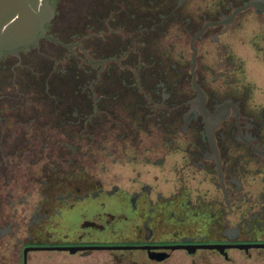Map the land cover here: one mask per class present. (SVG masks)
<instances>
[{"label": "flooded vegetation", "instance_id": "1", "mask_svg": "<svg viewBox=\"0 0 264 264\" xmlns=\"http://www.w3.org/2000/svg\"><path fill=\"white\" fill-rule=\"evenodd\" d=\"M50 3L0 55V254L264 264V0Z\"/></svg>", "mask_w": 264, "mask_h": 264}, {"label": "water", "instance_id": "2", "mask_svg": "<svg viewBox=\"0 0 264 264\" xmlns=\"http://www.w3.org/2000/svg\"><path fill=\"white\" fill-rule=\"evenodd\" d=\"M54 14L50 0H0V55L5 51L15 52L18 47L38 44L46 32V23ZM71 249L76 247L115 246H27L24 248L23 264H27V249ZM116 247L131 248L133 245Z\"/></svg>", "mask_w": 264, "mask_h": 264}, {"label": "rangeland", "instance_id": "3", "mask_svg": "<svg viewBox=\"0 0 264 264\" xmlns=\"http://www.w3.org/2000/svg\"><path fill=\"white\" fill-rule=\"evenodd\" d=\"M3 253H6L8 262L11 263L12 259L10 258L11 253L7 249L2 250ZM134 255L141 254L140 251H135ZM142 261V262H140ZM138 264H190V260L187 258H169L162 262H148V259L141 258ZM124 264L125 262L122 261ZM196 264H206L200 261H196ZM28 264H115L110 256V252L106 250H94V251H80L76 254H70L68 252L56 251V250H37L29 253V262ZM208 264H223L221 261L210 262Z\"/></svg>", "mask_w": 264, "mask_h": 264}]
</instances>
